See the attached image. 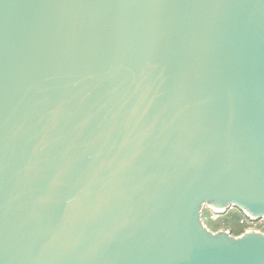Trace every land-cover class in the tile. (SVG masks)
I'll use <instances>...</instances> for the list:
<instances>
[{"label":"water","instance_id":"water-1","mask_svg":"<svg viewBox=\"0 0 264 264\" xmlns=\"http://www.w3.org/2000/svg\"><path fill=\"white\" fill-rule=\"evenodd\" d=\"M264 0H0V264H264Z\"/></svg>","mask_w":264,"mask_h":264},{"label":"rangeland","instance_id":"rangeland-1","mask_svg":"<svg viewBox=\"0 0 264 264\" xmlns=\"http://www.w3.org/2000/svg\"><path fill=\"white\" fill-rule=\"evenodd\" d=\"M203 222L214 233L229 232L234 237H240L246 232L264 233V220L256 221L238 209L217 212L211 209L203 211Z\"/></svg>","mask_w":264,"mask_h":264}]
</instances>
